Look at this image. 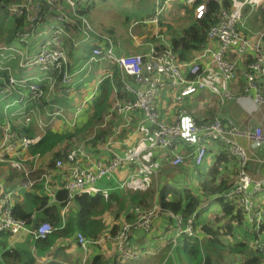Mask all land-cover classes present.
I'll return each mask as SVG.
<instances>
[{
  "label": "built area",
  "instance_id": "obj_1",
  "mask_svg": "<svg viewBox=\"0 0 264 264\" xmlns=\"http://www.w3.org/2000/svg\"><path fill=\"white\" fill-rule=\"evenodd\" d=\"M89 0H19L6 5V10L17 17L25 14L28 21L27 28L18 33L13 42H3L0 46V56L3 61V71L7 72L8 84L14 88L26 89L27 95L32 99L43 96V86L47 88V97L54 92L56 81L61 75V84L67 85L72 78L69 72V58L67 54L66 40H69L74 48L80 44H87L91 48V56L88 63L109 62L120 72L123 90L132 95V99H118L113 103L111 112L120 116L128 123V117L132 112L141 114L140 124L152 127L149 144L146 150L168 149L177 142H184L194 147L193 161L199 167L205 162L207 144L217 143L230 156L236 164V179L232 191L239 200L240 208L244 216L251 222L262 221L263 214L256 195H259L264 187V178L252 179L247 172L248 151L252 152L264 148V131L258 125H252L246 129H239L229 119H222L219 115L208 122H195L184 110H179L175 122L161 121L155 108V99L161 87L168 84L176 92L175 102L195 95L198 92L209 90L218 96V101L225 104L226 101L240 102L250 98L255 107L264 104V47L261 38L264 32H260L254 38L244 34V17L242 11L245 6L253 8L264 0L254 3L252 0H244L239 6L232 9H221L218 21L211 25L207 31L209 45L201 50L191 61L181 62L171 51L168 42L158 33V24L161 12V0H154L155 11L145 20V23L154 25L155 34L163 44V49H158L151 42L147 49L137 54L117 53L113 43L100 36L90 27V21L80 13V8ZM208 0L196 5L193 10L195 19H200L206 12ZM62 2V3H61ZM164 1L163 3H165ZM47 6L48 12L42 13ZM136 23V22H135ZM96 36V38H93ZM100 38L104 42L95 46ZM33 43L34 46L33 47ZM214 43V46L211 45ZM107 44V45H106ZM231 52L236 58L252 56L244 66L243 94L236 96L231 92L230 84L237 79L236 59L231 58ZM17 61L19 69H37L41 76L28 75L18 79L12 74L10 62ZM209 66L217 69L221 77V88L214 89L202 77ZM11 70V71H8ZM55 75V76H53ZM36 80L37 82H33ZM43 84V85H42ZM87 99L84 101V103ZM21 102V99L17 101ZM5 105L4 108H7ZM259 109V107H257ZM81 111L78 107L71 120L66 123L73 126ZM18 111L11 112L10 117L17 116ZM36 115L40 110L34 112ZM58 113V114H56ZM25 124L31 121V116L23 114ZM52 118L63 115L61 109L49 113ZM110 115V114H109ZM109 117V116H108ZM52 119L48 120L49 122ZM40 129L42 120L37 119ZM27 123V124H28ZM48 124V123H47ZM46 126V124H44ZM0 163H14L25 158L27 142L25 138L19 140L13 129V122L6 118L0 125ZM44 133V130H41ZM243 139L246 147L238 142ZM105 155L97 161H92L91 155L85 151L83 145H79L66 154L65 160L55 161V168L63 171V188L67 193V203L76 195L83 192H95L96 184L103 180H114L118 188H123L130 179L137 180L141 174L148 176L151 165L143 162L140 152L134 151L126 154L116 153L110 147V142L104 145ZM24 152V153H23ZM20 155H23L20 158ZM27 158V157H26ZM32 162L31 169L24 171L25 177L36 168V159L27 158ZM8 160V161H5ZM91 162L83 166L81 161ZM4 161V162H3ZM172 165L177 166L184 162V157L178 154L170 159ZM34 163V164H33ZM132 166L131 173L122 180L116 179V173ZM53 171L46 170L40 176L43 189L49 194L50 201L55 196L50 188V179ZM128 179V180H127ZM34 181L27 179L24 186L31 187ZM13 193L6 191L0 184V234L28 235L35 240H43L50 236L56 227L48 221H40L33 227V214L28 218H19L14 215ZM157 208V209H156ZM159 207L149 211L135 208L136 218L133 222H125L107 236L114 244V251L122 261H131L139 257L140 253L132 241V233L136 229L145 232L150 230L153 219L156 218ZM178 227L175 228V236H195L192 227L194 214L184 226L180 224L178 215H171ZM80 251L81 264L88 261L91 242L81 232L75 236ZM249 246L254 252L264 255V237L259 229L255 230L254 238L249 241ZM248 258L247 254L242 259ZM260 264H264V259Z\"/></svg>",
  "mask_w": 264,
  "mask_h": 264
},
{
  "label": "trees",
  "instance_id": "obj_2",
  "mask_svg": "<svg viewBox=\"0 0 264 264\" xmlns=\"http://www.w3.org/2000/svg\"><path fill=\"white\" fill-rule=\"evenodd\" d=\"M17 1L19 0H0V32L4 30L5 27L8 28V31L6 32L7 43L13 42L15 37L17 38L18 33L23 32L28 26L25 14L17 17L10 14L5 8L6 5ZM130 1L137 9L133 17H140L137 21H142L144 14L150 15L151 12H146L143 8L144 0ZM203 1L205 0L190 1L189 12L191 22L178 34H166L165 31L168 26L166 27L162 19H159L158 33L165 37L171 51L181 62L191 61L193 57L209 45L207 31L211 25L218 21L221 9H232L239 6L244 0H208L204 16L200 19H195L193 16L194 7ZM85 5L80 8V13L88 19L87 13L92 9L94 1L92 0L89 4ZM152 5L153 8L151 11L154 13L155 5L153 0ZM245 7H248V5ZM126 8V6L121 7V13H125L124 9ZM1 10H3V12ZM248 11L249 9L247 8L243 9L241 13L242 16L244 17V14ZM46 12H48V8L47 6H44L42 10L43 15ZM5 15L9 16L12 19V22L8 21L5 23ZM258 15L259 24L257 27L258 29H263L264 4L259 8ZM133 17L125 16L122 24L127 28L130 27L132 23L137 22L136 20L132 21ZM244 22L246 23V19H244ZM260 32L261 31L258 33ZM152 34L148 40L153 41L158 49H163L164 44L159 39L155 40V37ZM93 38H96V36H93ZM97 39H99V41L95 46L104 42L100 38ZM106 39L113 43L114 46L120 41L114 38V35L110 30L107 31ZM261 41L264 47V35L261 38ZM66 46L68 49L67 54L71 58L76 48H74L69 40H66ZM33 47H35L34 43ZM91 48L92 47L89 46V49L86 50L85 57L87 58V61L91 56ZM248 58V61L254 59L252 56H249ZM70 61L71 60H69V72L75 73L74 63L73 61ZM92 64H94L95 67V64L99 63L92 62ZM10 66L11 68L13 67V69L14 67H17V61L10 62ZM100 67L99 69L104 71V75L100 78L98 83L97 93L92 99L85 102L83 113L79 115L80 121L75 122L71 127H68L66 122L72 119L75 110V107L72 104V99L75 97L72 98V92L74 91L76 95H82V89L85 88H83V86H75L71 88L73 77L67 85H62L60 81L61 75H59L56 81L55 90L48 97L46 96V86L42 87L44 91L43 96L38 99H32L27 95L25 92L26 90L19 87H14L11 90V94L18 97L17 100L21 99V102L17 104L24 107L23 110H25L29 117L37 118V115L34 112L40 110L43 121L48 122V120L52 119V117L48 115L49 113H53L58 109L63 111L62 116L56 117L58 123L53 124L52 120L51 123L46 126L44 133L39 129L36 121H32L29 125L27 123L22 124L21 122L20 126H13L18 139L21 140L25 138L27 142L25 157L32 159L37 157L38 168L34 172L25 177L24 172L11 168L9 166L10 164L0 163V181L3 182L6 190L13 192L14 215L25 219L28 218L34 210H37V212H40L38 220L49 221L54 227H56V230L43 240H35L29 236L31 243L27 246H23L22 244L16 246L8 245V242H14L16 237H14V235L1 233L0 237H3V240H0V264H37V258L33 252L41 258L49 257V254L54 251L52 248L57 239L60 237L73 236L75 238L77 232H81L85 238L91 242H96L103 238L106 239L107 235L120 227L122 223L132 222L126 218V214L123 213L127 211L125 208L126 200L129 204L139 206L141 209H152L153 191L147 185V177L137 179L142 181V185L138 186H130L128 184L129 180L123 187V196L118 192L121 189L116 188L114 180H103L101 183H104L105 185L101 187L98 192H83L76 195L70 201L75 203L77 212L67 221L65 220V224L62 227L63 218L61 213L62 210L65 209V206L70 203H67V193L63 188L64 180L61 178V180L54 178L50 182V188L55 196L53 202H50L51 197L44 191L43 182L39 181L41 174L46 170L53 172L58 171L55 168V161L58 159L65 160L66 154L81 144L87 151L95 149L94 155L97 156V158H100L101 156L100 152L98 153V147L102 142H105L104 140L109 136V134H107L108 127L98 129L97 132H95L94 129L100 127L103 124L105 116L110 114L109 112L114 103L113 88H115V90L117 88V96L119 98H133L131 94L123 90L120 72L113 64L102 62ZM13 69L12 72H14ZM73 73L71 75H73ZM82 73L76 77L77 85L83 82ZM0 74V87L4 88L6 85L5 82H8V75L7 72H2ZM33 82L37 81L33 80ZM4 106L5 105L1 107L2 111ZM225 113L228 114L236 124L244 121L243 113L239 111L234 104L226 109ZM23 114L18 113L17 116L22 119L25 117ZM13 117L9 118L11 122L13 121ZM261 117L262 122L264 123V104L260 107V110L257 113V118L260 119ZM2 119L3 117L0 116V122L4 120ZM130 130H128V133ZM162 155L169 157V152L163 150ZM229 158L231 157L224 151L219 152V154L214 157V162L209 170L208 177H204L200 181L197 194H194L190 190L179 192L168 185H165L159 192V216H165L166 218L167 216L164 214H169L170 216L178 215L180 217V224L184 226L188 219L194 214L195 219L192 221V227L195 231V236L188 237L186 235H181L177 240L176 252L180 264L183 260H188L190 264H260L264 259V255H261L259 252H254L248 246L247 239H237L234 241L225 239L226 236H230L235 230L246 238L253 239L255 230L259 229L262 237H264V209H260L263 214L262 221L258 223L251 222L244 216L238 198L231 194L233 198L232 200L230 195H227V191L233 186L236 179V172L234 171L229 179L226 176L224 178L221 177L218 169L220 168V165L227 162V159ZM28 163L32 165L31 161ZM133 172L136 173L135 170L131 171V173ZM27 179L34 181L31 187L22 186V182ZM104 187L110 190L105 191L102 189ZM19 188H22L23 190L19 192ZM263 192L264 187L261 194ZM210 199H214L218 204L220 212L215 216V221H220L222 225L214 226L211 222H197L199 219V210L203 205V202H207ZM262 208H264V206ZM121 214L125 217L124 221L112 223L108 232L105 226V216L110 215L113 219H116L120 218ZM223 219L224 221H222ZM173 221L177 226L174 219ZM196 224L199 228L196 227ZM233 224H236L237 227H233ZM35 225L36 223L33 227ZM145 234H148V232ZM4 236L9 237L10 239L6 240ZM97 245L93 244L90 246L92 253H94L91 255V261H87L85 264H102V256L100 254L94 255L99 249ZM170 247L171 244L167 243L159 249L157 253L147 255L146 257H137L131 261H122L115 254L118 261L115 258L112 260V264H118L119 262L123 264H161L170 250ZM213 250L216 251L214 252ZM53 254L57 255L58 252L54 251ZM243 254H247L248 258L243 260ZM227 257V262L223 261V258ZM45 264L59 263L48 261Z\"/></svg>",
  "mask_w": 264,
  "mask_h": 264
},
{
  "label": "crops",
  "instance_id": "obj_3",
  "mask_svg": "<svg viewBox=\"0 0 264 264\" xmlns=\"http://www.w3.org/2000/svg\"><path fill=\"white\" fill-rule=\"evenodd\" d=\"M252 1L254 3H258L261 0H252ZM87 4L89 3L87 2L86 5ZM256 6L257 5L253 6V8L249 6L245 8L249 9V11H252L253 9H255ZM1 11L3 12V10ZM151 14H152V11H151ZM245 14H244V17H245ZM5 29L8 31L7 27ZM243 31L245 35L250 36L251 38L255 37V36H252L247 31V29ZM5 33L6 32L4 30L0 32L1 41L4 43L8 42L7 35ZM163 39H165V37H163ZM151 42L153 41L148 40L146 42L145 48H141V49L137 48L136 51L134 52L145 51ZM211 45L214 46V43H211ZM114 47H115L116 52L120 54H127L130 52L127 48H123L120 45L119 41ZM230 57L233 59H236V63H237V79L230 84L231 92L236 96H240L243 94L242 89H243V84H244V79H243L244 66L248 62L249 58L248 57L236 58V55L234 56L232 52H231ZM82 59L83 58L79 55V51L76 47V50H74L73 56L69 59L73 61L74 67H75L74 70L76 72L83 71L84 68H87L85 66L86 61H83ZM100 64L102 63L95 64V67H94L95 74L93 75H96L97 77L101 76V74L104 73L103 70L99 69ZM91 65L94 66V64H91ZM14 70H15V67L13 71ZM202 77L214 89L219 90L221 88V77L215 67L209 66L206 73ZM99 81L100 79L96 78L94 82V89L92 92H90V87H92V83L90 82L86 84H83V82H81L80 84H78V86H83V88L85 87L84 89H82V93H83L82 95H76L74 91L72 92L71 96L72 98L75 97V100L78 97H85L83 98V100L81 99L75 103H72L75 107V110L81 106V111L79 115L83 113V110L85 108L84 101L86 99L90 100L96 95ZM121 82H122V79H121ZM3 90L4 88L0 87V93L3 92ZM175 92L176 91L174 89H172L168 84H166L161 87V89L159 90L157 94V97L155 99V108L159 114V118L161 121L173 123L178 118L179 110H184V111H188V116H190L195 122H198V123L207 122V121L212 120L215 114L216 116L219 115L222 119L231 120L235 124V126L238 127L239 129H246L247 127H250L252 125H260L264 129V123L262 122V117L260 119L257 118V113L259 112L260 108L257 109V107H255V105L252 103V100L250 98L242 100L240 102L226 101L225 104H221L218 101V98L215 101L210 100V96L213 97V95L215 94H213L209 90H206V91L198 92L195 95H191L187 98L181 99L179 102L173 103L176 97ZM113 94H114L113 96L114 101L116 100V98L121 99L117 96V88L116 90L115 88H113ZM183 104H185V106ZM233 104L244 115V121H242L239 124H236L235 121L228 114L225 113V110L231 107ZM207 114H208V117H206ZM79 115L76 118V122L80 121ZM108 116L109 114L105 116L103 120V124L100 127H96L94 129L95 132H97L98 129L104 128L107 125ZM211 117L213 118L210 119ZM117 120H120V121H117ZM204 120H207V121H204ZM51 121L49 122V124L51 123ZM127 121L128 123L125 125L124 123L125 121L120 116L114 115V118L111 120V122L108 125L107 134H109V136L104 140L105 142H102V144L98 147V153L100 152L101 157H103L102 155H105L104 145L107 141L110 142V147H112V149L115 150L116 153L126 154V153H131L133 151L140 152L143 162L146 163L147 165L152 166L150 170L151 172L148 174V176H143L144 173H142L140 178L141 177L148 178L147 185L153 191V200H152L153 207L158 206L159 192L165 185L175 188L179 192H182L184 190H190L194 194H197L198 185L200 181L204 177L205 178L208 177L209 170L212 167L213 162H214V157L218 155L219 152L224 151L222 147L217 143L207 144L205 162L201 166L197 167L195 166L194 161H193V156H194L193 146L186 145V143L182 141L177 142L171 148L165 149L166 151L169 152V157L162 155L163 149L146 150V147L148 146L150 142L149 139H150L152 127L147 124H140L141 114L139 113V111L136 113L135 112L130 113ZM57 123L58 121H56L55 123L53 122V124H57ZM68 127H71V126L68 125ZM128 130H130L129 133H128ZM85 151L87 150L85 149ZM94 151L95 149L91 151H87V152L91 155L92 161H97L99 158H97V156L94 155ZM247 152H248V157H249L248 166H247L248 174L250 175L252 179L264 178V148L249 152L248 147H247ZM175 154H178L184 157V162L182 164L177 165V166H174L171 164L170 159ZM144 156H147V157L144 158ZM37 161L38 160L36 159L35 170L38 168ZM81 164L83 166H88L91 164V162H85L83 160L81 161ZM131 168L132 166L119 170L116 173V179L120 181L122 179L127 178L128 175L130 174ZM236 169H237L236 164L234 163L233 159L229 158L227 159V162H224L220 165V168L218 170H219V175L221 177L224 178L226 176L230 179L232 173H234V171L236 172ZM59 171L60 170L53 172V176L50 179V182L54 178L59 179V180L63 179L62 178L63 171H60V172ZM24 182L25 181L22 182V186H24ZM135 182H138V180L129 181L128 184L130 186H133ZM0 184L5 188L3 182L0 181ZM104 185L105 184L101 182L96 184V187H95L96 191L94 193L98 192L99 189L103 187ZM116 188L121 189L118 192L120 193L121 196H123L122 190L124 188H118L117 186ZM102 189H104L105 191L110 190V189H107L106 187ZM22 190H23L22 188L18 189L19 192ZM230 198H232L231 195H230ZM255 198L257 202L259 203L260 207L262 208L264 206V192L262 194L260 193L259 195H256ZM50 202H53V201H50ZM204 203L205 202H203V204ZM112 204L115 205L114 203ZM128 204L129 203L126 200L125 208L127 209V211L123 212L124 211L123 210L122 212L126 214V218H128L130 221H133L136 218L135 208H141V207L131 205V204L128 205ZM76 212H77V208L73 201L68 203L65 206V209H63L61 213L62 218H63L62 227L65 224V220L67 221ZM32 214H33V224L39 222L40 220H38V218L40 217V212H37V210H34ZM164 215H166L167 217L165 218V216L157 215L156 218L153 219L151 226H150L151 228H150V231H148V234H145L147 232L141 229H136V231L132 233V241L135 247L137 248L138 252L140 253L139 258L146 257L147 255L155 254L165 244L170 243L172 245L174 239L178 240L177 236H175L174 227L176 225L172 219L173 217L170 216L169 214L168 215L164 214ZM124 218L125 217H123L122 214L120 218H116V219H113L112 216L110 215H106L105 216V222H106L105 226L108 232H109V228L111 227L112 223L124 221ZM234 226H236V224H233V227ZM16 236L17 237L14 240V242L21 241L28 235H24V236L16 235ZM93 244L94 245L98 244L97 246L99 247V249L96 251L94 255L100 254L102 256L101 258L102 264L104 261H106V263L112 262V260H114L115 258L116 260H118L115 255L114 244L111 240H108L107 237L106 239L105 238L99 239V242L93 243ZM174 248L175 250L170 249L168 251L165 259L163 260L161 264H180L178 260L177 252H176V247ZM52 250L57 251L58 254L57 255L53 254L54 252L53 251L52 253L49 254V257H46V258H41L35 252H33L37 258V264H45L48 261H55L59 264H81V261L79 262L77 257L73 259L69 255V253L72 251L76 253V255H78V257L81 259L79 247L77 245V242L74 236L73 237H60L59 239L56 240V243H54ZM93 253L90 249L88 262L91 261V255Z\"/></svg>",
  "mask_w": 264,
  "mask_h": 264
},
{
  "label": "rangeland",
  "instance_id": "obj_4",
  "mask_svg": "<svg viewBox=\"0 0 264 264\" xmlns=\"http://www.w3.org/2000/svg\"><path fill=\"white\" fill-rule=\"evenodd\" d=\"M90 1H92V0H89L87 2L89 3ZM93 1H94V5H93L92 9H90L87 13V17L91 23L90 27L92 26V28L100 36H102L104 38H107V31L108 30L112 31L114 38L120 40L119 41L120 45L123 48H127L130 51L129 52L130 54H137V52H134V51H136L137 48L138 49L145 48L146 42L148 39H150V36L152 33H153L152 35L154 36V34H155L154 25L145 23V20H147L151 16V13H150V15L144 14L142 21H137L136 23H132L131 26L128 28L122 24L125 16L133 17L134 13H136V11H137V9L132 5L130 0H93ZM165 1H166L165 3L161 2L160 20L162 19V21L164 22L166 27L168 26L166 28V31H165L166 34H169V33L174 34V35L178 34L185 26L189 25L191 22V16H190V12H189V5H190L191 0H165ZM261 4H262V2H260L255 7V9L247 12L245 14V17H244V19H246V23L244 22V27H245V29H247V31L252 36H257L259 31L264 32V28L258 29V27H257V25L259 24L258 11H259V8L261 7ZM124 6L127 7L126 9H124L125 13H121V11H120L121 7H124ZM143 8L145 9L146 12H151V9L153 8L152 0H144ZM139 18H140L139 16L133 17L132 21L139 20ZM8 21L12 22V19L9 16L5 15L4 22L6 23ZM5 28H4V31L7 32V30ZM158 29H159V26H158ZM157 39L158 38L155 37V40H157ZM2 44H3V42L1 41V38H0V46ZM77 49L79 51V55L83 58L84 61H86L85 66L87 68H84L83 71L73 73V75H72L73 80H72L71 88L78 86L76 83L77 82L76 77H77V75H79L83 72L82 73L83 84H86L88 82L92 83V87H90V92H92L94 89V82H95L97 76L93 75V74H95L94 66L91 65L92 63H88L87 58L85 57L86 50L89 49V46L87 44H80V45H78ZM3 61L4 60H2V57L0 56V73L5 72V71H3ZM18 67H19V64L17 67H15V70H14L15 74H14V72H12V74L18 78L26 77L28 75H33V76L43 75V73H40L37 69L19 70ZM8 71H11V70H8ZM103 74L104 73H102L101 76L98 77V79H100ZM0 76H1V74H0ZM8 83L9 82H5L6 85L4 87V90H3V92L0 93V116L3 117L4 120L6 118H10L11 112L18 111L21 114H23V113L27 114L25 112V110H23L24 107L17 104L18 103L17 102L18 97L11 94V90L13 88ZM23 90H26V89H23ZM83 98H85V97H78V98H76V100L74 98V99H72V103H75L81 99L83 100ZM217 98H218L217 95H213V97L210 96V100H213V101L217 100ZM173 103H175V101ZM6 104L8 105V107L3 108V111H2L1 107L3 105H6ZM183 105L185 106V104H183ZM262 105L263 104H261L257 107L260 108ZM185 113L188 115V111H185ZM56 114H58V113H56ZM38 117H40L42 120L40 130H45L46 126L48 125L47 124L48 122L43 121L41 113L39 115H37V118L31 117L30 123L33 120H35L37 122ZM206 117H208V114L206 115ZM113 118H114V113L110 111V115L108 117L107 125L104 128L108 127L109 123L111 122V120ZM52 119H53L54 123L57 121L56 118H52ZM250 120H251V118H250ZM12 122L14 125H17V126H20L21 122H22V124L23 123L25 124L24 120L19 118V116H14ZM30 123H28V125ZM1 124H2V122H0V125ZM44 124H46V126ZM37 125H38V122H37ZM258 126L261 127L260 125H258ZM61 128H63V127H61ZM261 129L264 131L263 127H261ZM238 142L243 144L244 148L246 147L245 140L238 139ZM244 142H245V144H244ZM22 157H23V155H20V158H22ZM146 157L147 156H144V158H146ZM5 161H8V160H5ZM28 161L29 160L25 157L21 161H17L14 163H8V164H10L9 166L11 168H13L17 171L24 172L26 170L31 169V164L28 163ZM131 180H133V179H130V181ZM134 185L135 186L142 185V181L138 180V182H135ZM217 205L218 204L215 201H212L210 203H206L205 209L199 210V219L197 220V222H199V223L211 222V223H213L214 226L220 225L221 224L220 221L219 222L215 221V216L220 212L219 207H217ZM152 208H154V207H152ZM146 211H149V210H146ZM205 213H206V215H205ZM157 215L159 216L160 213H157ZM222 221H224V219ZM196 227L199 228V226L197 224H196ZM234 227H237V226H234ZM14 237H17V236L14 235ZM4 238H6V240L10 239L7 236H4ZM225 239H229V240H233V241L237 240V239H241V240L247 239L248 241L252 240L251 238H248V237L246 238L245 236L239 234L237 232V230H235L230 236H226ZM0 240H3V237H0ZM30 241H31V239L28 236H26L21 241L8 242V245L16 246L18 244H22L23 246H27L29 243H31ZM176 245H177V240L174 239L170 249L175 250L174 247H176ZM213 251L215 252L216 250H213ZM69 255L73 259H75L77 257L78 261L80 262L81 259L78 257V255H76V253L71 251L69 253ZM227 260H228V257L223 258V261L227 262ZM103 264H112V262L106 263V261H104ZM118 264H123V263L119 262ZM181 264H190V263L188 260H183Z\"/></svg>",
  "mask_w": 264,
  "mask_h": 264
},
{
  "label": "clouds",
  "instance_id": "obj_5",
  "mask_svg": "<svg viewBox=\"0 0 264 264\" xmlns=\"http://www.w3.org/2000/svg\"><path fill=\"white\" fill-rule=\"evenodd\" d=\"M164 1H165V0H161L162 3H163ZM86 3H87V2H86ZM86 3H85V4H86ZM154 11H155V8H154ZM152 14H153V13H152ZM152 14H151V15H152ZM137 53H138V52H137ZM48 124H49V121H48ZM25 181H26V180H25ZM232 187H233V186H232ZM232 187H231V188H232ZM231 188H230V189H231ZM230 189H229V190H230ZM229 190H228V191H229ZM6 191H8V190H6ZM231 194H232V192H231L230 194H227V195H231ZM212 201H214V199H210V200H208L207 202H205V203L201 206L200 209H205V204H206V203H210V202H212ZM217 207H218V205H217ZM194 219H195V218L193 217V220H194ZM39 222H40V221H39ZM48 222H49V221H48ZM37 223H38V222H37ZM37 223H36V224H37ZM34 224H35V223H34ZM34 224H33V225H34ZM181 226H182V225H181ZM193 230H194V229H193ZM194 232H195V231H194ZM180 236H181V235H180ZM180 236H177V238H179ZM48 237H49V236H48ZM247 241H248V240H247ZM248 246H249V241H248ZM249 247H250V246H249Z\"/></svg>",
  "mask_w": 264,
  "mask_h": 264
},
{
  "label": "water",
  "instance_id": "obj_6",
  "mask_svg": "<svg viewBox=\"0 0 264 264\" xmlns=\"http://www.w3.org/2000/svg\"><path fill=\"white\" fill-rule=\"evenodd\" d=\"M234 190H235V186H233L229 191H227V194H230Z\"/></svg>",
  "mask_w": 264,
  "mask_h": 264
}]
</instances>
